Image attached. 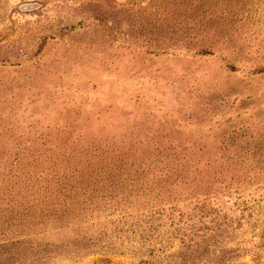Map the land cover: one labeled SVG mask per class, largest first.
<instances>
[{
  "label": "rangeland",
  "instance_id": "obj_1",
  "mask_svg": "<svg viewBox=\"0 0 264 264\" xmlns=\"http://www.w3.org/2000/svg\"><path fill=\"white\" fill-rule=\"evenodd\" d=\"M26 202L0 264H264V0H0V216Z\"/></svg>",
  "mask_w": 264,
  "mask_h": 264
},
{
  "label": "trees",
  "instance_id": "obj_2",
  "mask_svg": "<svg viewBox=\"0 0 264 264\" xmlns=\"http://www.w3.org/2000/svg\"><path fill=\"white\" fill-rule=\"evenodd\" d=\"M149 158H147L146 160H148ZM72 169L73 170H75V168L74 167H72ZM61 177L59 176V177H56V181H55V183L57 184V185H60L61 183H60V181H59V179H60ZM72 181V180H71ZM54 185H52V184H49L48 185V187L50 188L49 190L47 189L48 187H45V196H44V198H48L49 197V199L47 200V203L48 204H46V205H56V206H58L59 205V202H58V197L56 196V197H52L51 196V194L53 193V191H52V187H53ZM39 188H40V186H39ZM69 188H72L71 186H69ZM70 190V189H69ZM63 191H60L59 190V192H57V193H62ZM33 193H38V188L36 189V190H34L33 191ZM70 195V193H68V194H66V196H69ZM55 199V200H54ZM42 201H44V199H41V201L40 202H42ZM63 204H66L65 202H63ZM23 207H22V209L20 208H18L16 211H15V215L11 218V215H9L8 213H7V215H5L4 213L0 216V225L2 226L5 222H6V220L7 219H11V221H12V219H13V221H16L17 220V217H18V219H20V220H23V222L21 223V224H25V225H27V224H30L34 219H36V210H34L35 209V207L37 206V203H33V204H29V202H26L25 204H21ZM65 211H67V209H65ZM41 212H42V210H41ZM15 219V220H14ZM12 221V222H13ZM10 223H8V225H9ZM19 230H20V233L21 234H23L24 232H25V228H19ZM22 240H24V236H22V235H20V236H18V238H17V240L15 241V243L16 244H20V243H22L23 241ZM25 242V241H24ZM6 244V243H8L7 242V239H2L1 241H0V248H2V244Z\"/></svg>",
  "mask_w": 264,
  "mask_h": 264
}]
</instances>
